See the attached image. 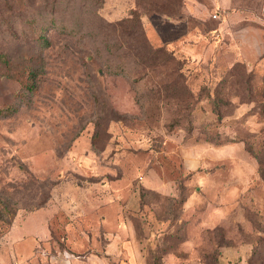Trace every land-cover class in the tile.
Masks as SVG:
<instances>
[{
  "label": "rangeland",
  "instance_id": "374dc122",
  "mask_svg": "<svg viewBox=\"0 0 264 264\" xmlns=\"http://www.w3.org/2000/svg\"><path fill=\"white\" fill-rule=\"evenodd\" d=\"M0 264H264V0H0Z\"/></svg>",
  "mask_w": 264,
  "mask_h": 264
},
{
  "label": "crops",
  "instance_id": "0c3cea01",
  "mask_svg": "<svg viewBox=\"0 0 264 264\" xmlns=\"http://www.w3.org/2000/svg\"><path fill=\"white\" fill-rule=\"evenodd\" d=\"M26 214H17L12 223L11 227L9 229V232L7 233V240L8 245L11 248V251L13 255L20 256L23 259L28 258L32 251L31 249H27L26 246L31 247L32 246V239L35 238L32 235V230L28 229V218L25 216ZM51 215L53 214H46L45 218V232L43 233V236L48 239L50 237L51 231H50V223L51 221Z\"/></svg>",
  "mask_w": 264,
  "mask_h": 264
},
{
  "label": "trees",
  "instance_id": "16d2710c",
  "mask_svg": "<svg viewBox=\"0 0 264 264\" xmlns=\"http://www.w3.org/2000/svg\"><path fill=\"white\" fill-rule=\"evenodd\" d=\"M132 14H135V13L133 12ZM150 50H153L152 53H157V52H162V53H164V55H166V58H167L166 61L172 59L171 56H169V54H168L167 52H165V50H164L163 48H156V49L150 48ZM32 78H33V76H32ZM27 81H29V80H25V82H24L25 85H26ZM29 86H30V85L27 84V88H30Z\"/></svg>",
  "mask_w": 264,
  "mask_h": 264
},
{
  "label": "built area",
  "instance_id": "2783aa9c",
  "mask_svg": "<svg viewBox=\"0 0 264 264\" xmlns=\"http://www.w3.org/2000/svg\"><path fill=\"white\" fill-rule=\"evenodd\" d=\"M216 16V15H215Z\"/></svg>",
  "mask_w": 264,
  "mask_h": 264
}]
</instances>
